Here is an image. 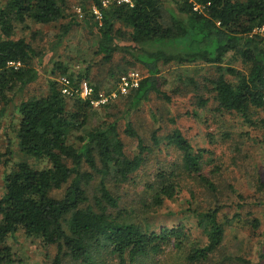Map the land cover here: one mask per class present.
Listing matches in <instances>:
<instances>
[{
	"label": "trees",
	"instance_id": "trees-1",
	"mask_svg": "<svg viewBox=\"0 0 264 264\" xmlns=\"http://www.w3.org/2000/svg\"><path fill=\"white\" fill-rule=\"evenodd\" d=\"M172 1L174 9L167 8L163 0H116L107 6L104 0L82 1L83 21L97 43L95 54L112 64L117 53L125 52L131 60L119 69L141 65L146 71L139 86L127 93L123 118L152 92H161V67L205 64L217 69V77L210 79L217 105L210 109L211 97L200 95L194 116L206 107L222 115H239L253 125L255 110H264V35L254 32L264 25V0ZM195 3L203 11L195 10ZM68 8L69 0H0V117L12 100L9 93L36 81L42 71L43 53L27 38L15 37L16 25H60L62 40L74 23L79 24L67 13ZM69 17L71 22L66 23ZM10 62L21 64L17 67ZM55 68L62 73L49 80L48 94L22 100L19 124L7 126V131L16 133L21 152L45 166L22 160L5 174L0 197V264H21L7 242L20 230L41 239L45 247L58 246L51 264H62L66 257L81 264H107V257L118 259V264H134L156 256L171 243L187 254L188 264H206L219 254L228 225L221 220V205L203 210L190 207L195 222L191 230L180 221L172 226L162 224L157 231L149 217L136 216V208L143 214L156 213L168 201H177L185 176L198 178L215 191L214 181L203 172L208 149L194 146L179 127L163 135L153 130L148 144L147 135L136 130L131 120L121 128L119 117L111 119L112 111L103 123L88 129L102 78L91 73V68L78 77L61 62ZM61 75L76 89L80 80H89L91 97L62 93ZM110 98L106 106L118 99ZM69 99L74 100L73 107ZM208 136L215 138L213 133ZM127 137L137 141V153L128 152ZM154 146L163 155H173L175 161L169 168L160 164L140 199L124 204L122 185L136 184L139 170L154 158ZM9 154L0 151V164L9 163ZM94 180H98L95 190L91 188ZM259 188L264 192V182ZM58 190L63 191L60 196L55 193ZM250 223L254 230L261 225L256 218ZM194 228L206 241L183 252ZM226 260L232 259L227 256ZM237 260L252 264L242 257Z\"/></svg>",
	"mask_w": 264,
	"mask_h": 264
},
{
	"label": "rangeland",
	"instance_id": "rangeland-1",
	"mask_svg": "<svg viewBox=\"0 0 264 264\" xmlns=\"http://www.w3.org/2000/svg\"><path fill=\"white\" fill-rule=\"evenodd\" d=\"M82 1L69 0L67 13H72L79 24L74 23L69 34L62 40L58 35L61 32L60 25H40L32 22L27 23L28 28L22 24L16 25L15 37L27 38L43 53L40 57L42 71L36 81L22 89L18 86L9 93L12 100L5 107V114L0 117V151L8 150L10 152L8 157L11 158L7 165L0 164V197L3 194L5 174L16 163L27 160L36 166H45V162L37 163L35 159L21 152L16 133L12 130L7 131V126L19 124L18 105L22 100L48 94L49 80L62 73L55 68L57 62L68 65L70 72H74L77 77L91 68V73H97L102 78L99 82L101 94L107 96L118 89L123 75L136 71L142 78L146 76V71L141 65H132L126 71L121 70L124 68L119 69L128 66L131 60V56L125 52L117 53L112 64L105 63L95 54L97 43L91 28L83 21ZM115 1L111 0V3ZM163 1L167 8L174 9L175 4L172 0ZM70 19L71 17L65 22L70 23ZM64 76L66 75H61L58 79ZM215 77L217 69L205 64L163 66L159 75L161 92H152L147 100H143L128 114L129 117L125 118L123 116L129 94L121 97L118 95V99L116 98L117 100L109 106H106L109 102L94 106L96 113H92L87 128L92 129L103 123L108 112L112 111L111 119L119 117L121 128H124L128 119L131 120L136 130L147 135L148 144H151L149 143L151 132L155 129H159V134L162 135L170 133L176 127L182 129L194 146L206 148L210 152L206 155L203 172L214 181L216 190L212 191L198 178L185 176L181 181L184 189L177 201H168L165 207L156 213L149 212V215L145 213L144 215L136 208V216L149 217L157 231L162 224L172 226L180 221L185 222L191 230L195 222L193 223L190 207L203 210L221 205L223 207L221 220L228 222L224 247L206 264H246L237 260V257L248 259L252 264H264V192L259 188L261 181L264 182V110H255L253 125L245 122L239 115L228 113L222 115L211 112L206 107L198 116H194L193 111L197 109L196 104L200 95L207 99L211 97L210 109L216 107L210 84V79ZM68 102L69 107H73L74 100L69 99ZM208 117H211L209 122L206 120ZM208 133H213L215 138L210 139ZM8 138L11 139L10 143ZM125 140L128 152L137 153V141L129 137ZM161 147L163 148V143ZM158 149L154 146L156 152L152 155L154 158H149L137 173L136 184H133V187L130 183L122 185L124 204L140 199L146 184L155 179L160 164L169 168L171 161H175L173 155H163ZM166 160L169 164L165 162ZM84 167L88 170L87 164ZM97 185L98 180H94L91 188L95 190ZM62 192L55 191L57 196ZM136 205L139 206V203ZM253 218L261 222L257 230H254L250 223ZM205 241V235L194 228L183 252L194 245L204 244ZM7 242L22 260L21 264H51L58 253L57 245L45 247L41 239L28 237L23 230L11 236ZM186 255L171 243L164 246L163 251L156 256L134 264H188ZM227 256L232 260L227 261ZM107 259V264H118L116 258ZM62 264L81 263L66 257Z\"/></svg>",
	"mask_w": 264,
	"mask_h": 264
},
{
	"label": "built area",
	"instance_id": "built-area-1",
	"mask_svg": "<svg viewBox=\"0 0 264 264\" xmlns=\"http://www.w3.org/2000/svg\"><path fill=\"white\" fill-rule=\"evenodd\" d=\"M123 1L130 2V0H118V2H123ZM108 3H111V0H104V4L106 6ZM203 8L204 7L202 5L195 3V6H194L195 10L203 11ZM94 11L97 15H99V12L96 9ZM254 32L264 35V25L261 27L255 28ZM20 64L21 63H16V62L9 63V65L17 66V67ZM141 79H142V76L136 71H132L128 73L127 75H123L117 87L118 89L112 92L111 95L109 96L101 94L98 99H95L92 101L93 105L99 106V105L108 103L110 97H117L118 95L127 94L132 88L139 86V82ZM60 81H61L62 93H64L68 97L79 96L83 99H88L91 97L93 88L89 80L87 79L80 80L78 89H76V87L73 86V84L71 83V80L67 76L62 77Z\"/></svg>",
	"mask_w": 264,
	"mask_h": 264
}]
</instances>
